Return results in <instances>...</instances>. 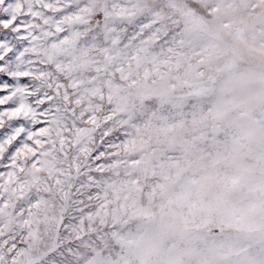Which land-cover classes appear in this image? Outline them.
Returning a JSON list of instances; mask_svg holds the SVG:
<instances>
[{"label": "snow or ice", "instance_id": "snow-or-ice-1", "mask_svg": "<svg viewBox=\"0 0 264 264\" xmlns=\"http://www.w3.org/2000/svg\"><path fill=\"white\" fill-rule=\"evenodd\" d=\"M0 264H264V0H0Z\"/></svg>", "mask_w": 264, "mask_h": 264}]
</instances>
